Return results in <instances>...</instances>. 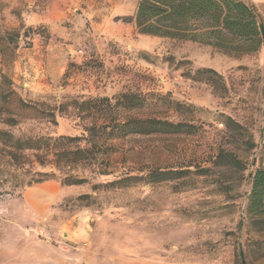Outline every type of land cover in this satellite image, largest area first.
I'll return each instance as SVG.
<instances>
[{
	"label": "rangeland",
	"instance_id": "1",
	"mask_svg": "<svg viewBox=\"0 0 264 264\" xmlns=\"http://www.w3.org/2000/svg\"><path fill=\"white\" fill-rule=\"evenodd\" d=\"M112 1L0 0V264H264V45L141 34Z\"/></svg>",
	"mask_w": 264,
	"mask_h": 264
},
{
	"label": "trees",
	"instance_id": "2",
	"mask_svg": "<svg viewBox=\"0 0 264 264\" xmlns=\"http://www.w3.org/2000/svg\"><path fill=\"white\" fill-rule=\"evenodd\" d=\"M132 21L141 34L186 39L222 50L239 51L242 42L264 45L261 32L264 20L256 7L245 0H137ZM135 98L133 94L123 93L116 98L114 105L131 108ZM100 100L108 102V99ZM85 103H93V100ZM183 125L157 117H127L114 120L111 131L118 135L174 133ZM87 130L83 129V134ZM77 138L80 137L72 139ZM86 140L92 148L93 140L90 137ZM86 150L77 147L72 153L78 155ZM249 180L248 211L264 215V169L250 173ZM80 181L72 179L66 183L72 185Z\"/></svg>",
	"mask_w": 264,
	"mask_h": 264
},
{
	"label": "crops",
	"instance_id": "3",
	"mask_svg": "<svg viewBox=\"0 0 264 264\" xmlns=\"http://www.w3.org/2000/svg\"><path fill=\"white\" fill-rule=\"evenodd\" d=\"M109 1V2H107ZM253 3L255 4H261L264 3V0H251ZM114 1L112 0H99L95 3L94 0H81L82 5L84 6V11L86 12H90V10L93 8V6H95L96 11H101L103 9H107L110 8V6H112ZM92 7V8H91ZM49 182V181H47ZM55 189L59 190V185L55 184ZM50 207V205H49Z\"/></svg>",
	"mask_w": 264,
	"mask_h": 264
},
{
	"label": "water",
	"instance_id": "4",
	"mask_svg": "<svg viewBox=\"0 0 264 264\" xmlns=\"http://www.w3.org/2000/svg\"><path fill=\"white\" fill-rule=\"evenodd\" d=\"M262 37H263V40H264V29L262 28Z\"/></svg>",
	"mask_w": 264,
	"mask_h": 264
}]
</instances>
